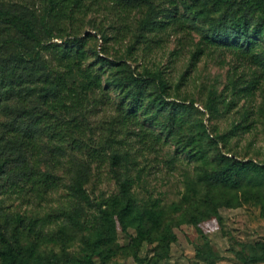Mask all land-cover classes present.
<instances>
[{
    "label": "rangeland",
    "instance_id": "rangeland-1",
    "mask_svg": "<svg viewBox=\"0 0 264 264\" xmlns=\"http://www.w3.org/2000/svg\"><path fill=\"white\" fill-rule=\"evenodd\" d=\"M183 1L151 0V4L139 3L122 10L112 9L101 2L84 14L79 35L81 38L88 35L84 38L86 65L97 69L99 65L96 64L95 54L98 53L99 57L116 64L112 66L113 74L123 75L130 71L142 74L148 71L157 73L169 85L164 110L158 115H152L150 111L151 120L140 118L141 124L160 136L161 146H157L155 151L144 150L134 135H123L121 140L127 143L116 147L123 153L129 152L134 163L132 167L128 165L126 173L123 164L111 167L107 160L87 161L71 146H60L43 133L42 153L35 170L57 177V188L42 199H36L34 193L19 194V188L8 192L12 181L16 186H23L16 178L9 182L0 180V232L25 254L29 255L32 251V263L68 264L73 258L82 262L85 257L83 242L90 234L89 222L95 214L96 205L119 196L121 181L130 176L135 179L136 175H140V180L131 187V192L136 194L137 203L147 205L156 199L165 210L163 226L175 237L169 246L168 256L159 258L161 253L156 251L154 244L142 242L130 230L128 235L117 234L113 255L108 260L96 257L93 264H138L140 261L143 264H244L243 258L264 252V205L261 203L249 201L234 209H219L221 228L205 231L204 236H200L181 214L169 211L172 204H180L187 186H191L194 197L203 194L201 186L195 185L200 164L189 161L178 150L180 145L189 144L191 139L200 141L209 161L221 152L237 161L264 166V78L252 95L237 92L248 86L254 74H260L263 69L250 59L220 51L205 50L193 62L191 55L199 46L207 24L204 20L188 17L182 9ZM229 1L238 7L247 0ZM0 2H24L38 6V0ZM175 13L193 20L188 35L171 32L155 35L147 31L146 21L158 23ZM10 38H18V35L0 25V45ZM52 42L60 43L59 40ZM13 56L15 52L12 48L0 51L3 62H10ZM106 73L109 74L108 70ZM107 74L102 86L109 94V106H99L91 116L86 135L91 140L88 142L91 147L99 150L103 145L105 153L110 154L109 148L99 141L101 136L109 134L108 124L120 97L115 88L106 87ZM33 88L15 87L12 91L2 92L5 102L0 109V133H3L2 126L16 120L17 111L24 109L18 104L19 93L27 97L25 104L30 111L41 110L40 90ZM145 101L148 103V99ZM171 107L181 112L184 118L180 130H171V134L175 135L172 138L166 137L170 129L166 117ZM150 108L157 111L154 105ZM219 137L226 138L225 147ZM6 143L12 144L10 139L5 138L0 141V147ZM56 158L58 161L54 163ZM18 159H24L29 165L32 163L30 155L22 154ZM113 172L119 174L120 177H117L120 180ZM71 184L79 186L88 200L72 197L67 190ZM62 212L76 214L79 227L73 226ZM16 218L21 222L14 229ZM203 224V228L207 229L208 224H214V221ZM55 259L58 263L53 261ZM248 264H264V261Z\"/></svg>",
    "mask_w": 264,
    "mask_h": 264
},
{
    "label": "trees",
    "instance_id": "trees-1",
    "mask_svg": "<svg viewBox=\"0 0 264 264\" xmlns=\"http://www.w3.org/2000/svg\"><path fill=\"white\" fill-rule=\"evenodd\" d=\"M101 2L115 10L133 8L139 3L151 4V0H38V6L24 2H0V25L18 35V38L7 39L0 45V51L8 47L15 52L10 62L0 59V109L5 102L2 92L12 91L15 87L32 90L33 86L38 87L41 100V110L30 111L25 104L27 97L19 93L18 104L24 109L17 111L16 120L1 128L0 141L7 138L12 144L6 143L0 147V180L9 182L16 178L23 185L16 186L12 181L8 192L19 188V194L30 192L34 193L36 199H42L57 188V177L35 170L42 153L43 133L60 146H71L87 161L107 160L111 167L123 164L126 173L128 165L132 167L134 163L129 152L123 153L116 147L120 143H127L121 140L123 135H134L144 150L155 151L157 146H161L160 136L141 124L140 118L151 120L150 111L152 115H158L159 111L164 110L169 90L167 82L157 73L148 71L142 74L131 71L123 75L113 74L112 66L116 64L99 57L98 53L95 55L99 67L94 69L93 65H86L84 38L88 35L81 38L79 29L84 14ZM182 9L188 17L204 20L207 24L199 46L191 55L193 62L205 50H210L235 54L261 65L262 72L254 74L250 84L237 91L252 95L264 78V0H247L238 7L229 0H184ZM192 21L175 13L158 23L146 21L145 26L149 33L155 35L167 32L188 35ZM53 40L60 43H53ZM105 74L106 87L115 88L120 97L108 124L109 134L101 136L99 141L109 148L110 154L105 153L103 145L99 150L91 147L88 144L91 140L86 135L91 116L99 106H109V94L102 86ZM145 99H148V103ZM153 105L157 111L151 110ZM183 121L181 112L171 107L166 117L170 126L166 137H174L171 130H180ZM225 139L219 137L223 147L227 144ZM178 150L189 161L200 164L195 185L201 186L203 194L194 197L191 186H187L180 204H172L169 211L181 214L200 236H204L205 231L221 228L222 219L218 212L221 208L234 209L249 201L264 205V166L237 161L221 152L213 161H209L200 141L195 139H191L189 144L180 145ZM16 154L19 157L22 154L30 155L32 163L29 165L24 159L19 160ZM13 156H17L16 159ZM172 160L176 161V158ZM53 161L56 163L58 160ZM117 176L120 177L118 173ZM138 180L140 175H136L135 179L132 176L124 178L120 183L119 196L96 205L95 214L89 222L90 234L83 242L85 257L82 262L73 258L68 264H93L96 257L108 260L113 255L117 234L128 235L130 230L142 242L154 244L156 251L161 253L159 258L168 256L169 246L175 237L163 226L165 210L156 199L147 205L137 203V196L131 192V187ZM67 190L77 200H88L79 186L71 184ZM62 215L73 226L79 227L76 214L62 212ZM211 221L214 224L203 228V223ZM20 222L19 218L15 219L14 229ZM14 245L0 232L2 264H42L40 261L31 262L32 251L27 255ZM53 261L58 263L56 259ZM262 261L264 252L243 258L244 264ZM143 263L140 261L138 264Z\"/></svg>",
    "mask_w": 264,
    "mask_h": 264
}]
</instances>
